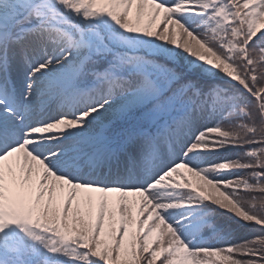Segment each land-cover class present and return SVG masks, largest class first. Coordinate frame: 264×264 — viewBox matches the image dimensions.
Instances as JSON below:
<instances>
[{"label":"snow or ice","instance_id":"snow-or-ice-1","mask_svg":"<svg viewBox=\"0 0 264 264\" xmlns=\"http://www.w3.org/2000/svg\"><path fill=\"white\" fill-rule=\"evenodd\" d=\"M0 264H264V0H0Z\"/></svg>","mask_w":264,"mask_h":264}]
</instances>
